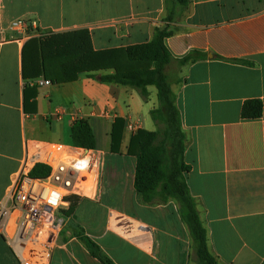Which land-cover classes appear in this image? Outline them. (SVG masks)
I'll return each mask as SVG.
<instances>
[{
	"label": "crops",
	"instance_id": "1",
	"mask_svg": "<svg viewBox=\"0 0 264 264\" xmlns=\"http://www.w3.org/2000/svg\"><path fill=\"white\" fill-rule=\"evenodd\" d=\"M18 20L25 22L23 30L11 27ZM164 27L170 32L164 44L174 59L192 51L204 56L165 71L189 140L183 154L190 167L185 179L197 202L208 251L220 264H262L264 0H189L186 7L175 0H0V206L35 142L70 145L71 125L83 119L103 169L111 154L113 119L149 131L140 115L157 106L150 99L149 88L154 87H148L142 104L129 87L85 76L57 88L37 85L42 78L26 82L21 76L24 43L86 29L93 49L100 51L146 43L155 28ZM33 87L36 113L31 115L24 111L23 94ZM247 100L262 103L260 118H240ZM40 130L55 132L54 141L34 138ZM131 136L124 129L115 155L126 156ZM134 164L132 158L128 169L100 173L94 198L76 197L73 209L63 214L47 264H102L91 254V244L113 264H195L178 205L141 203L133 188ZM168 213L171 218H163ZM0 264H20L1 233Z\"/></svg>",
	"mask_w": 264,
	"mask_h": 264
},
{
	"label": "trees",
	"instance_id": "2",
	"mask_svg": "<svg viewBox=\"0 0 264 264\" xmlns=\"http://www.w3.org/2000/svg\"><path fill=\"white\" fill-rule=\"evenodd\" d=\"M175 2L186 7L189 0ZM166 20H170L169 16ZM168 36L170 32L166 27L155 28L151 40L146 43L96 51L86 29L40 35L30 38L22 47L21 76L26 82L42 78L53 85L74 82L85 76L98 83L129 87L143 102L148 99V87H154L157 107L150 110L149 115L158 129L146 131L139 128L129 138L126 148V156L135 160L133 188L144 204L174 201L192 240L195 264H220L208 251L206 231L199 216L197 202L191 197L186 183L185 175L190 167L185 164L183 154L189 140L182 129L175 93L165 71L169 65L181 67L200 61L204 56L192 51L183 58L174 59L164 44V39ZM30 90L29 95L24 90V111L33 115L36 113V90L35 87ZM261 114L262 103L259 100L243 102L240 109L242 120H256ZM124 127L122 118L113 119L109 149L111 154H119ZM70 137L71 144L75 147L90 150L95 148L92 130L83 119L73 122ZM47 174L46 167L37 165L31 170L29 177L43 179ZM69 200L71 205L67 214L78 199L71 197ZM90 249L100 263L113 264L93 244Z\"/></svg>",
	"mask_w": 264,
	"mask_h": 264
},
{
	"label": "built area",
	"instance_id": "3",
	"mask_svg": "<svg viewBox=\"0 0 264 264\" xmlns=\"http://www.w3.org/2000/svg\"><path fill=\"white\" fill-rule=\"evenodd\" d=\"M23 30L24 21L11 25ZM37 85L50 84L39 80ZM59 114V113H58ZM133 135L139 127L126 122ZM102 156L93 149L61 143L35 142L26 154L0 206V233L20 264H47L71 197L94 198L102 168ZM47 168L43 179H31L37 166Z\"/></svg>",
	"mask_w": 264,
	"mask_h": 264
},
{
	"label": "rangeland",
	"instance_id": "4",
	"mask_svg": "<svg viewBox=\"0 0 264 264\" xmlns=\"http://www.w3.org/2000/svg\"><path fill=\"white\" fill-rule=\"evenodd\" d=\"M57 88L56 85L51 86V88ZM45 87L42 88V92H44ZM59 88V87H58ZM149 91L151 92V97L154 103H157L156 97H155V89L154 88H149ZM41 92V93H42ZM139 102H141L142 104H144V102L142 101V99L139 97ZM157 107V106H156ZM145 108V105H144ZM135 115V114H134ZM140 119L142 120V124L143 127L149 131H156L158 129V126H156V124L152 121L149 112L140 115ZM55 134V132L53 131H36V133L34 134V138H37L39 140H45V141H54L52 135ZM97 148L102 149L103 146H101L100 144H98ZM132 158L131 157H120L118 155L115 154H107L106 158H105V164H104V168H101L100 173H103L104 176H107L109 172L114 171V170H121V169H128V166L131 163ZM160 218V217H159ZM163 218H171V213H168V215L164 214Z\"/></svg>",
	"mask_w": 264,
	"mask_h": 264
}]
</instances>
